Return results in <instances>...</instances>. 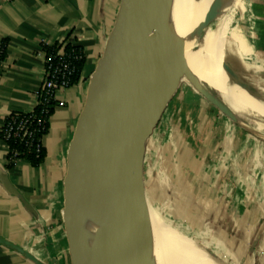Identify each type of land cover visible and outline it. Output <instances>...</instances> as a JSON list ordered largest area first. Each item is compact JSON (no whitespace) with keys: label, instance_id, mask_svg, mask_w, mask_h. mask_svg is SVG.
I'll list each match as a JSON object with an SVG mask.
<instances>
[{"label":"crops","instance_id":"obj_1","mask_svg":"<svg viewBox=\"0 0 264 264\" xmlns=\"http://www.w3.org/2000/svg\"><path fill=\"white\" fill-rule=\"evenodd\" d=\"M123 1L0 0V43L6 44L0 65V128L8 115L28 112L35 105L44 71L41 45L68 37L81 47L85 59L77 84L56 95L63 106H57L50 117L39 166L18 160L8 168L7 150L0 139V264H72L64 223L66 154L90 76ZM244 8L236 22L250 54L243 55L238 42L231 39L223 41L221 54L252 88L251 94L243 93L261 111L234 104L200 81L227 106L233 120L219 113L224 125L219 155H212L210 141L196 159L187 138L188 121L203 123L204 107L196 111L197 116L192 107L179 117L185 118L184 127L174 113L165 118L180 85L172 87L155 102L142 127L145 139L139 147V171L142 181L150 174L158 204L168 205L165 215L190 237L203 238L204 247L216 249L217 254L223 250L227 264H264V0H247ZM194 92L200 102L209 104ZM215 137V133L209 135ZM153 138L154 164L150 165L146 157ZM193 215L204 220L200 231L190 222ZM210 231L222 236V242L210 239Z\"/></svg>","mask_w":264,"mask_h":264},{"label":"water","instance_id":"obj_2","mask_svg":"<svg viewBox=\"0 0 264 264\" xmlns=\"http://www.w3.org/2000/svg\"><path fill=\"white\" fill-rule=\"evenodd\" d=\"M174 1L124 0L90 76L66 154L64 223L72 264H133L129 214L135 177L143 184L140 161H135L145 139L142 127L163 92L176 87L174 81L214 3L182 0L184 6L174 16ZM122 55L129 58L126 67H119ZM214 62L227 85L252 93L223 58ZM193 87L233 120L206 87L199 82ZM151 129L149 125L148 133Z\"/></svg>","mask_w":264,"mask_h":264},{"label":"bare ground","instance_id":"obj_3","mask_svg":"<svg viewBox=\"0 0 264 264\" xmlns=\"http://www.w3.org/2000/svg\"><path fill=\"white\" fill-rule=\"evenodd\" d=\"M243 4V0H214L200 39L186 55L179 73L190 85L195 86L202 81L218 91L221 97H227L234 104L245 105L256 113L261 109L255 101L234 86H224L227 82L214 62L223 58L221 47L226 39L238 42L243 55L250 54V45L235 21V15L241 12ZM183 6L182 0L174 1V16ZM118 63L119 67L128 66V56L118 57ZM129 221L128 246L133 264H225L191 240L196 238L189 239L163 222L149 203L137 177L131 190Z\"/></svg>","mask_w":264,"mask_h":264},{"label":"built area","instance_id":"obj_4","mask_svg":"<svg viewBox=\"0 0 264 264\" xmlns=\"http://www.w3.org/2000/svg\"><path fill=\"white\" fill-rule=\"evenodd\" d=\"M66 45L69 48L65 49ZM56 46L48 54L41 47L45 56L44 71L33 109L12 113L2 123L0 139L6 147L7 156H11L9 163L40 158L43 151L42 140L48 131L53 110L57 106H63L62 102L56 101V95L72 86L71 77L76 71V65L84 58L83 50L72 40L66 39ZM47 47L53 49V45ZM2 52L0 44V65Z\"/></svg>","mask_w":264,"mask_h":264},{"label":"rangeland","instance_id":"obj_5","mask_svg":"<svg viewBox=\"0 0 264 264\" xmlns=\"http://www.w3.org/2000/svg\"><path fill=\"white\" fill-rule=\"evenodd\" d=\"M245 1H247V0H243V3ZM239 11H241L240 13L245 11L244 4L242 5V7L240 8ZM240 13L239 12L236 13L235 21H237L239 19ZM178 76L179 77L174 81V83L177 84L176 86L180 85V87H179L177 93L175 94L173 101L168 106V109L166 111V116H168V117L172 116V114L174 113V116H176L177 119H179V117L182 118V116L184 117V115L188 111H190L192 109V107L194 108V111H193L194 114L193 115L197 116L196 111H198L201 107H204L203 112H202V114H204L203 115L204 116L203 123H198L197 121H195V122L192 121L191 123H189V121H188V126L190 127L191 130H189L187 132L188 133L187 138L189 137L188 141L193 146V148L195 150L194 154H195L196 159H197V157H199L198 159L201 158V155H203L202 151L204 150V144H208L210 141H211L210 148L214 149V152L212 155H215V156L219 155L218 154V146H219V144H221V135H222L223 126H224L223 123H221V121H220L221 118H220L219 110L217 108H215L214 106H212L210 103L206 104L203 102L204 103L203 104L202 101L200 102V100L196 98L197 95L194 92L197 90L193 86L189 85V83L181 76L180 73ZM180 76L185 81L182 78H180ZM199 112H200V110H199ZM206 117H207V119H206ZM189 119H191V118H189ZM179 122L182 124L183 127L186 124L185 118L183 121L179 119ZM161 125L163 126V125H165V123L163 122V123H161ZM207 132H208V136L205 135ZM209 133H211V134H209ZM214 133L216 134V137L210 139L209 135H212ZM217 133H219V135H217ZM150 143L151 144L149 145V151H148V154L146 157V164L150 163V165H151V164H154V161H153L154 157H153L152 151H153V148L155 146V138H153V141H150ZM197 150H200L202 153L197 152ZM135 161L138 163V161H140V156L138 157V155H137ZM139 164L140 163H138V165ZM142 183H143L142 185H144L143 189L145 191V194L147 196L149 203L151 204L153 209L156 211V213L158 214L160 219L163 220V222H165L171 228L175 229L176 231L180 232L181 234L185 235L189 239L190 238H196L195 240L194 239H191V240L194 241L195 243H197L198 245H200L202 248L206 249L209 253L214 255L217 259H219L220 261L227 264L225 262L224 257H223V250H219L218 251L219 254H217L216 249H214L215 250L214 251L212 249L205 248L203 243H202L203 242L202 240H204L203 238L198 237V236L197 237H190V235H188L186 232H184L181 229V227H179V225L177 224V221L172 220L168 216L165 215L169 211V210H167L168 205H165L163 207V205L158 204L160 197L157 193L156 182H154V180L150 176V174H148L147 179H145V181H142ZM191 212H195V211L191 210ZM190 222L194 225V227H196L195 230L200 231V229L203 226L204 220L198 219L197 217L195 218V216L193 215L190 217ZM208 237L210 239L213 238L217 241L222 242V239H221L222 236L220 237L218 235V233L215 231H210Z\"/></svg>","mask_w":264,"mask_h":264},{"label":"trees","instance_id":"obj_6","mask_svg":"<svg viewBox=\"0 0 264 264\" xmlns=\"http://www.w3.org/2000/svg\"><path fill=\"white\" fill-rule=\"evenodd\" d=\"M66 39H68V37L66 38ZM65 39V40H66ZM64 40V41H65ZM1 44V48H2V50H3V52H2V55H1V60H3L4 59V57H5V50H6V44L4 43V42H1L0 43ZM57 44H54L53 45V49L51 50V48H49V47H47V46H44V45H42L41 47H42V49L44 50V52H46V54H48L50 51H54L56 48H57V46H56ZM67 48H69V46H67L66 45V48L65 49H67ZM77 49V48H76ZM85 59L83 58L81 61H79L78 63H77V65H76V71H75V73L73 74V76L71 77V83H72V85H75V84H77V82L79 81V78H80V74H81V71H82V68H83V65H84V61ZM47 133V132H46ZM11 158V156H10V154L7 156V159L9 160ZM28 158H30V157H28ZM43 158H44V151H42V154H41V156H40V158L39 159H34V158H30V159H28V162L30 163V165L31 166H33V167H36V166H39L41 163H42V161H43ZM13 166V164L12 163H9L8 165H7V167L8 168H11Z\"/></svg>","mask_w":264,"mask_h":264}]
</instances>
